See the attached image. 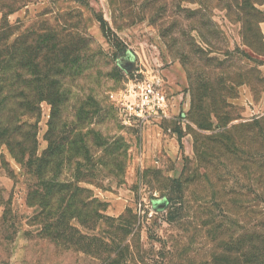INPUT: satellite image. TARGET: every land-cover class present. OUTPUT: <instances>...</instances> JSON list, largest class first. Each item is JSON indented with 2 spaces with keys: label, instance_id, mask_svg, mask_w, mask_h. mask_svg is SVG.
<instances>
[{
  "label": "rangeland",
  "instance_id": "1",
  "mask_svg": "<svg viewBox=\"0 0 264 264\" xmlns=\"http://www.w3.org/2000/svg\"><path fill=\"white\" fill-rule=\"evenodd\" d=\"M7 24L12 42L72 35L86 67L63 79L61 118L42 101L22 120L38 156L56 139V156L93 158L81 190L74 160L48 189L0 143V264H264V0H0ZM145 82L166 102L141 117Z\"/></svg>",
  "mask_w": 264,
  "mask_h": 264
},
{
  "label": "trees",
  "instance_id": "2",
  "mask_svg": "<svg viewBox=\"0 0 264 264\" xmlns=\"http://www.w3.org/2000/svg\"><path fill=\"white\" fill-rule=\"evenodd\" d=\"M100 23L103 25L106 21L101 19ZM10 29L8 24L0 28V143L7 144L13 156L22 163L26 164L27 152L33 154L31 168H34L39 183L47 188L60 181L56 174L51 175L53 165L59 162L71 163L74 160L77 169L73 180L67 182L73 189L81 190L78 184L82 174L78 168L82 165L81 160L88 162L93 157L79 156L76 160L71 156H56L60 147V142L56 139L50 140V150L38 156L34 153V144L38 142L37 127L23 122L22 118L37 117L40 103L48 101L53 107V121L59 120L68 100V89L64 88L63 79L66 76H79L86 66L77 64L76 57L72 58V35L65 34L60 28L49 27L28 32L14 42L11 41ZM88 100L89 107L95 108L98 114L102 110L100 102L93 96H89ZM84 111L82 108L80 114ZM78 120L81 122L84 118L80 117ZM81 125L82 122L78 126ZM23 127L31 130L23 133ZM78 135H74L72 141V144L81 142L77 147H99L103 144V141H99V134H93L91 144L80 140ZM114 166L118 168L117 164ZM50 197L51 195H47L46 202ZM92 202L95 203V200ZM45 206H49V203H45ZM259 261L264 263V255L256 258L253 263Z\"/></svg>",
  "mask_w": 264,
  "mask_h": 264
},
{
  "label": "built area",
  "instance_id": "3",
  "mask_svg": "<svg viewBox=\"0 0 264 264\" xmlns=\"http://www.w3.org/2000/svg\"><path fill=\"white\" fill-rule=\"evenodd\" d=\"M139 88L138 100L134 103V114L144 117L150 109L164 107L165 95L156 89L155 83L145 82ZM129 107L133 108V103Z\"/></svg>",
  "mask_w": 264,
  "mask_h": 264
}]
</instances>
